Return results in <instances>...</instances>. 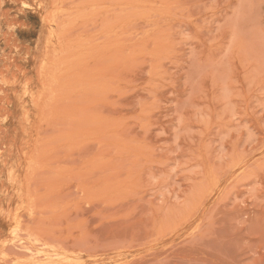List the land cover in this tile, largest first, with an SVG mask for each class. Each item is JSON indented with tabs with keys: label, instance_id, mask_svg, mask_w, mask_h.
I'll return each instance as SVG.
<instances>
[{
	"label": "rangeland",
	"instance_id": "obj_1",
	"mask_svg": "<svg viewBox=\"0 0 264 264\" xmlns=\"http://www.w3.org/2000/svg\"><path fill=\"white\" fill-rule=\"evenodd\" d=\"M0 238L264 264V0H0Z\"/></svg>",
	"mask_w": 264,
	"mask_h": 264
},
{
	"label": "bare ground",
	"instance_id": "obj_2",
	"mask_svg": "<svg viewBox=\"0 0 264 264\" xmlns=\"http://www.w3.org/2000/svg\"><path fill=\"white\" fill-rule=\"evenodd\" d=\"M36 1H37V0H36ZM33 3H34V2H33ZM34 4H35V3H34ZM34 9H35L36 12L39 14V13L41 12V3L38 2V3L36 4V7H34ZM35 10H34V11H35ZM1 242H2V241H1V238H0V244H1Z\"/></svg>",
	"mask_w": 264,
	"mask_h": 264
}]
</instances>
